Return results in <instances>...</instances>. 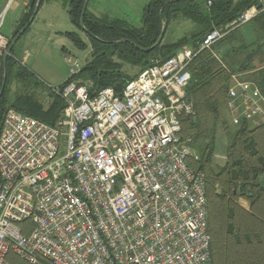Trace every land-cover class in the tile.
<instances>
[{
  "label": "built area",
  "instance_id": "1",
  "mask_svg": "<svg viewBox=\"0 0 264 264\" xmlns=\"http://www.w3.org/2000/svg\"><path fill=\"white\" fill-rule=\"evenodd\" d=\"M207 6L211 0H207ZM264 11V0L196 47L151 61L120 95L73 79L51 87L64 103L54 124L7 108L0 125V264H212L205 178L180 140L193 115L188 66ZM0 17V30L2 27ZM9 39L0 32V64ZM70 77L83 67L65 55ZM229 127L264 123V94L231 76ZM248 125V124H247Z\"/></svg>",
  "mask_w": 264,
  "mask_h": 264
},
{
  "label": "trees",
  "instance_id": "2",
  "mask_svg": "<svg viewBox=\"0 0 264 264\" xmlns=\"http://www.w3.org/2000/svg\"><path fill=\"white\" fill-rule=\"evenodd\" d=\"M43 0H31V10L25 21L14 33L25 26L35 7ZM149 0L143 8L142 25L134 27L127 21L108 16L96 17L87 8L83 14V28L79 25L84 0H68V15L71 23L84 32L91 46L89 61L76 77H68L60 86L78 78L91 81V95L102 88L110 87L120 95L127 82L135 78L121 72L116 56L131 65L142 66V71L151 59L165 60L178 50L196 47L203 36L214 28H223L235 20L244 10L258 0ZM186 19L196 25L188 35L170 43L158 42L165 26L164 36L171 21ZM258 37L250 45H232L236 30L212 45L211 49L200 51L188 66L191 74L186 93L193 105V115L182 118L180 140L193 155L187 163L195 172L205 178L208 230L211 237L212 264H264V123L251 128L244 124L228 128L225 106L229 80L232 74L242 73L247 81L253 82L264 94V62L255 66L254 61L264 57V11L252 21ZM65 36L79 49L86 44L76 32H65ZM151 48L149 52L141 49ZM225 48L224 53L220 49ZM219 51V59L213 55ZM243 56L238 58V54ZM14 48L4 63L0 64V86L16 63ZM255 66V67H254ZM27 73V71H26ZM25 74V70L19 72ZM7 82V80H6ZM5 90L0 96V125L7 109ZM54 96L51 105L44 108L30 95L17 96L11 107L16 110L54 124L61 116L64 103ZM223 126L227 139V159L220 166L213 162L216 131ZM240 199L249 202V209L243 208ZM9 264H28L9 253ZM40 264H48L42 262Z\"/></svg>",
  "mask_w": 264,
  "mask_h": 264
},
{
  "label": "rangeland",
  "instance_id": "3",
  "mask_svg": "<svg viewBox=\"0 0 264 264\" xmlns=\"http://www.w3.org/2000/svg\"><path fill=\"white\" fill-rule=\"evenodd\" d=\"M148 1L149 0H132L130 5L120 7L116 11H114L111 17L124 19L130 25L139 28L142 25L143 8ZM237 1L238 0H235V2ZM1 4L2 0H0V6ZM58 9L59 10L57 13L51 10L47 11L46 16L50 17L51 20L50 25H46L40 22L38 17H36L31 27L27 29L28 31L22 34L17 41L14 48L16 57L21 60L25 50L31 53V56L26 64L16 62L17 64H15V66L13 67L11 73L8 74V77L6 79L7 82H5V101L7 106H9L7 108H13L11 107V104L19 95H30L36 101H38L39 103L41 102L46 106V103L50 101V98L51 102L52 100H54V96L49 90V86L58 87L59 85L64 83V81L68 77H70L69 65L64 60V56H73L79 61L82 66H84L91 58V46L87 35L79 30L76 26H74L70 21L69 15L67 13L68 0L61 1ZM9 16L5 19L3 15L2 27L0 30V32L6 37H10L13 33L12 30H9ZM252 24L253 23H251L250 21L238 28L229 30L225 34L226 36L227 34L236 30L232 40V45L235 49H238V45L240 44L250 45L255 41L256 38L261 37L260 35L256 34L255 27L252 26ZM194 28H196V25L189 20L182 18L173 20L171 21L162 42L169 43L172 41H176L179 38L188 35ZM66 31H73L78 33L83 42H85L86 48L79 49L75 47L74 44L63 34ZM263 40L264 38L262 37L260 38L259 42ZM63 47L64 50H62ZM225 50V48L220 49V53H224ZM218 52L213 51V55L217 57L216 55H218ZM242 56V53L238 54V58ZM217 58L219 59V55ZM112 59L114 61H118L121 64V72L128 77L138 75L142 68V66L140 65H131L122 60H119L116 56L112 57ZM154 59H151L150 62L155 61ZM263 62L264 57L255 60L254 65L257 66ZM31 63H33L32 66ZM30 69H34V71H36V73H38V75L42 77V80L37 76H27L26 71ZM21 70H25L24 75L19 74ZM78 81L83 83L84 85H87L89 88L92 86L91 81L86 78H78ZM230 83L231 77L229 80V85ZM250 127L253 128L252 125H250ZM220 128L222 129L224 127L220 126ZM228 128L230 129L231 127L228 126ZM217 138L220 142V145H224V136L223 132L220 129L217 132ZM240 200L243 202V204H245V200Z\"/></svg>",
  "mask_w": 264,
  "mask_h": 264
},
{
  "label": "crops",
  "instance_id": "4",
  "mask_svg": "<svg viewBox=\"0 0 264 264\" xmlns=\"http://www.w3.org/2000/svg\"><path fill=\"white\" fill-rule=\"evenodd\" d=\"M61 1H64V0H43V2L41 3V6L39 8H37L38 9L37 13L35 14L32 22L29 24L27 29H29L31 27V25L35 21L36 17H38L40 22H42L46 25H50V21H51L50 17L46 16L47 11L51 10V11H54L57 13L59 10L58 6L61 3ZM131 2H132V0H88L86 8L90 13H92L96 17L108 16L110 18H117V17H111L112 14L114 13V11H116L120 7L130 5ZM100 3H101V7H100ZM30 10H31V0H2V4L0 6V17H3V15H4V17L6 19L10 14V16H9V22H10L9 30H12V32H13L10 37H7L8 39H10L14 35V33L19 29L21 24L25 21L26 16H27V14H29ZM27 29L25 30V32L28 31ZM66 32H71V31H66ZM14 48H15V46H14ZM62 50H64V47L62 48ZM14 55H15V49H14ZM30 56H31V53H29L27 50H25L23 55H22L21 60H19L16 57V55H15V58H16L17 62H20L21 64H26L28 62ZM32 65H33V63H31V66ZM31 75L33 77L37 76V77H39V79L42 80V77H40V75H38V73H36V71H34V69H30L27 71V76H31ZM49 90H50V86H49ZM42 94H43V92H42ZM51 103L52 102H51V98H50V101L48 103H46V106L43 105L42 103L41 104L44 107H49L51 105ZM247 124L249 126L252 125V127H255L256 125H258L260 123L255 124V122H251V123L248 122ZM219 129L223 132L224 141H225L224 145L223 144L220 145V142L217 138V132ZM226 151H227V139H226V136L224 134V129L223 128L221 129L219 126L217 128V131H216V141H215V150L213 153V162L217 165H220V166L224 165L226 162V159H227ZM239 203L243 208L249 209L250 205H249L248 201L245 200V204H243V202L240 200Z\"/></svg>",
  "mask_w": 264,
  "mask_h": 264
},
{
  "label": "water",
  "instance_id": "5",
  "mask_svg": "<svg viewBox=\"0 0 264 264\" xmlns=\"http://www.w3.org/2000/svg\"><path fill=\"white\" fill-rule=\"evenodd\" d=\"M87 3H88V0H84L83 7H82V12H81V16H80V19H79V25H80L81 28H83V21H82V19H83V14H84V12H85V9H86V7H87ZM37 8H38V7H36V8L34 9L33 14H32V16L30 17L28 23H27L25 26H23V27L17 32V34H16V35L10 40L9 46H8V48H7V51H6V53H5V54L3 55V57H2V61H1L2 63H4L5 60H6V58H7V56L11 54V51H12V49L14 48L15 44L17 43V41L19 40L20 36L25 32V30L28 28L29 24L32 22V20H33L35 14L37 13V10H38ZM164 30H165V26L162 27V33H161V35L159 36V40H158V42H161V41H162V38H163V35H164ZM141 50L144 51V52H149V51L151 50V48H147V49H143V48H142ZM5 82H6V77L3 76V77H2V81H1V86H0V96L2 95V93H3V91H4Z\"/></svg>",
  "mask_w": 264,
  "mask_h": 264
}]
</instances>
